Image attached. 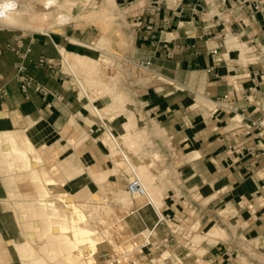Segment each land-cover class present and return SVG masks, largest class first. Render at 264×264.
<instances>
[{
	"label": "crops",
	"instance_id": "1",
	"mask_svg": "<svg viewBox=\"0 0 264 264\" xmlns=\"http://www.w3.org/2000/svg\"><path fill=\"white\" fill-rule=\"evenodd\" d=\"M130 10L133 55L152 61L147 109L165 141L180 151L183 197L221 204V211L228 206L237 213L231 218L248 222L246 235L264 251V131L257 125L264 117V0H141ZM19 37L30 56L60 61L49 40L0 25V109L18 114L19 123L55 130L81 124L85 107L56 68L26 60L35 82L23 90L16 78L19 56L10 46ZM189 203L180 209L183 216Z\"/></svg>",
	"mask_w": 264,
	"mask_h": 264
},
{
	"label": "rangeland",
	"instance_id": "2",
	"mask_svg": "<svg viewBox=\"0 0 264 264\" xmlns=\"http://www.w3.org/2000/svg\"><path fill=\"white\" fill-rule=\"evenodd\" d=\"M129 1L58 0L61 10L76 13L70 22L63 24L61 33L51 30V21L42 25L30 18H24L22 25L0 22L17 34L49 40L61 53L60 61L43 55L55 61L54 66L50 63L43 66L56 68L66 83L73 84L85 107L81 113V124L75 123L76 126L67 129L43 127L42 122L31 120L14 123V127L27 129L34 144L42 151L46 158L44 162L49 167L45 166L56 180L49 184L51 190L68 192L76 200H107L131 226L132 230L128 231L124 224L116 227L103 223L102 230L106 229L105 233L112 237L95 244L94 256L99 264H264V251H260V245L253 246L257 241L246 235V220L245 224L243 219H237L236 212L227 211L228 206L221 211V204L206 205L207 200H200L203 204L194 203L183 197L180 151L165 141L161 124L147 109L152 61L147 59L151 64L144 68L140 65L143 59L138 60L133 55L130 15L134 11L130 9L139 5L141 0ZM225 1L220 0L221 4ZM34 6L38 10L42 2L34 0ZM100 13L108 16L106 27L101 26L103 22L88 19ZM40 28H45L46 32ZM19 38L16 45L10 46L16 53L17 49L27 52L25 63L26 60L30 62L29 58H38L30 56V47L24 51L21 49L23 38ZM19 42L21 47L16 48ZM69 45L72 53L67 55ZM75 54L83 55L87 62L94 64L93 78L101 77L100 70L105 73L95 90L83 75L67 67L64 56L71 58ZM19 60L22 57L19 56ZM26 66L28 72L27 63ZM139 132L140 136L136 137ZM130 137L140 141L132 150L126 143ZM115 149L120 155L114 152ZM121 150L134 164H144L141 173L158 195L155 211L149 209V202L145 199L138 200L126 193V182L137 176L129 167L123 168L127 162ZM53 159L57 163L49 164L48 161ZM118 160L122 162L121 166H118ZM24 175H16L18 181L10 190L3 187L0 177V199L34 198L33 184ZM57 197L62 196L57 194ZM188 202L191 207H186L188 214L183 216L180 209L183 210ZM12 210L18 214L22 212L16 205L4 211L0 208V235L7 242L8 227L3 221L4 215L12 214ZM149 212L154 215L152 220ZM234 214L236 217L233 219ZM141 223L145 227L139 230L137 225ZM148 227L151 228L148 230ZM138 232L147 234L144 243L133 238ZM121 237L122 240L117 242L116 239ZM110 253L115 255L112 261L108 256ZM116 256L118 259L115 260Z\"/></svg>",
	"mask_w": 264,
	"mask_h": 264
},
{
	"label": "bare ground",
	"instance_id": "3",
	"mask_svg": "<svg viewBox=\"0 0 264 264\" xmlns=\"http://www.w3.org/2000/svg\"><path fill=\"white\" fill-rule=\"evenodd\" d=\"M39 1L42 2V6L37 10L34 0H0V22L22 25L24 18H30L42 25L43 22L51 21L52 24L49 25L51 30L61 33L63 24L70 22L76 15L75 12L61 10L58 0ZM107 17L106 13H100L89 16L88 19H94L99 23L103 22L100 23L101 26L106 27ZM40 30L46 32L45 28H40ZM64 60L70 70L83 75L82 77L92 86L93 90L96 89L97 82L106 76L100 70L101 77L93 78L91 73L95 66L87 62L83 55L75 54L71 58L65 55ZM3 111L0 109V177L2 185L9 190L13 189L12 187L18 181L16 175L23 173L24 177L28 179L27 181L32 182V190L36 196L31 199L11 200L9 197L0 199V208L3 211L14 205L22 210L20 214L12 210V214L4 215L3 222H6L8 227V242L3 240L4 237L2 238L0 235V263L99 264L94 256L95 244L102 239L112 237L105 233L106 229L102 230L103 223L116 227L124 224L128 231L132 230L131 226L119 214L117 208L111 206L107 200H76L68 192L51 190L49 184L56 180L45 166L47 163L44 162L46 158L42 151L34 144L27 129L22 126L14 127V123H19L20 116L15 113L6 114ZM139 136L140 132L136 137ZM137 141L139 138L130 137L126 143L132 150ZM114 152L120 155L116 149ZM121 152L127 162L123 168L129 167L134 170L137 176L135 179L145 189L144 195L135 198L145 199L149 202V209L155 211L158 195L153 192L151 184L143 177V173H141L143 167L136 169L129 156L124 151L121 150ZM48 163L56 164L57 162L53 159ZM121 165L122 162L118 160V166ZM126 193L129 194L127 191ZM57 194L62 197L58 198ZM117 195L119 198L120 194ZM146 237L147 234L143 232H138L133 236L138 242L143 243ZM116 240L120 242L122 237Z\"/></svg>",
	"mask_w": 264,
	"mask_h": 264
},
{
	"label": "built area",
	"instance_id": "4",
	"mask_svg": "<svg viewBox=\"0 0 264 264\" xmlns=\"http://www.w3.org/2000/svg\"><path fill=\"white\" fill-rule=\"evenodd\" d=\"M157 1L162 2L163 0H157ZM17 47L18 48L21 47L20 42L18 43L16 48ZM11 48H13V47H11ZM217 52H218L217 48L212 49V54H216ZM17 53L19 54L20 57H22V60L17 61L15 64L16 69H17L16 78L21 83L23 90L27 91L33 85V82H34L33 77L27 72V66L25 63V59L28 58L27 52H21L19 49H17ZM29 61L32 62L36 67H41L46 63H50L53 66L55 65V61L53 59H49L43 55L39 56L36 59L29 58ZM150 64L151 63L148 60L147 61H145V60L140 61V65L143 66L144 68H149ZM37 88L43 92L45 91L43 86L37 85ZM227 97H228V95L225 96V98H227ZM257 124L264 131V119L261 118ZM125 188H126V191L133 198H135L136 196H141V195L145 194V189L139 183V181L135 178L128 180L125 184ZM110 254L108 255L111 258L109 260L112 261L113 258L115 257V255L113 253H110ZM124 256H126V254H124ZM124 256L122 255V257H124ZM116 259H118L117 256H116L115 260Z\"/></svg>",
	"mask_w": 264,
	"mask_h": 264
},
{
	"label": "clouds",
	"instance_id": "5",
	"mask_svg": "<svg viewBox=\"0 0 264 264\" xmlns=\"http://www.w3.org/2000/svg\"><path fill=\"white\" fill-rule=\"evenodd\" d=\"M8 7H11V5H8Z\"/></svg>",
	"mask_w": 264,
	"mask_h": 264
}]
</instances>
